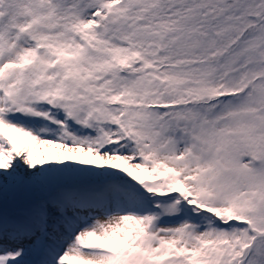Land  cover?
I'll return each instance as SVG.
<instances>
[{
    "label": "snow or ice",
    "instance_id": "1",
    "mask_svg": "<svg viewBox=\"0 0 264 264\" xmlns=\"http://www.w3.org/2000/svg\"><path fill=\"white\" fill-rule=\"evenodd\" d=\"M0 264H264V0H0Z\"/></svg>",
    "mask_w": 264,
    "mask_h": 264
}]
</instances>
